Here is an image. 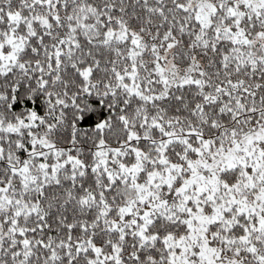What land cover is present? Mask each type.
Instances as JSON below:
<instances>
[{
    "label": "snow or ice",
    "instance_id": "1",
    "mask_svg": "<svg viewBox=\"0 0 264 264\" xmlns=\"http://www.w3.org/2000/svg\"><path fill=\"white\" fill-rule=\"evenodd\" d=\"M0 264H264V0H0Z\"/></svg>",
    "mask_w": 264,
    "mask_h": 264
}]
</instances>
